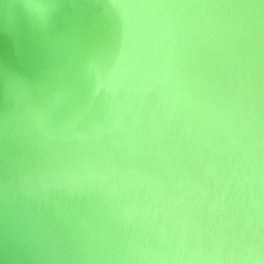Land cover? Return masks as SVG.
Wrapping results in <instances>:
<instances>
[{
    "label": "water",
    "instance_id": "water-1",
    "mask_svg": "<svg viewBox=\"0 0 264 264\" xmlns=\"http://www.w3.org/2000/svg\"><path fill=\"white\" fill-rule=\"evenodd\" d=\"M0 264H264V0H0Z\"/></svg>",
    "mask_w": 264,
    "mask_h": 264
}]
</instances>
